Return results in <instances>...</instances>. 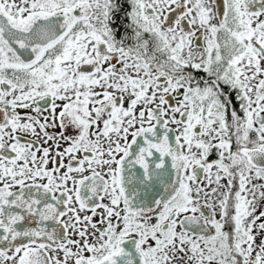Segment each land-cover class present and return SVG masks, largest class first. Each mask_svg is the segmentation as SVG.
I'll list each match as a JSON object with an SVG mask.
<instances>
[{
	"label": "snow or ice",
	"instance_id": "1",
	"mask_svg": "<svg viewBox=\"0 0 264 264\" xmlns=\"http://www.w3.org/2000/svg\"><path fill=\"white\" fill-rule=\"evenodd\" d=\"M0 264H264V0H0Z\"/></svg>",
	"mask_w": 264,
	"mask_h": 264
}]
</instances>
